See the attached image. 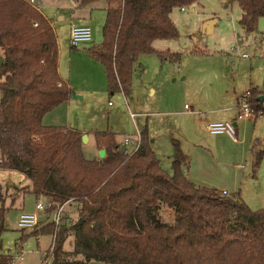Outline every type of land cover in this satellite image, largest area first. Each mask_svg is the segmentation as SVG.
<instances>
[{
  "label": "trees",
  "instance_id": "16d2710c",
  "mask_svg": "<svg viewBox=\"0 0 264 264\" xmlns=\"http://www.w3.org/2000/svg\"><path fill=\"white\" fill-rule=\"evenodd\" d=\"M103 1L102 38L88 54L103 66L109 92L127 96L140 55L180 61V53L157 51L153 42L176 39L173 9L197 0ZM237 2L244 29L256 30L264 0ZM0 56V167L24 173L36 199L81 202L57 229L51 264H264V209L252 210L238 192L191 181L179 140H172L168 173L146 129L131 155L112 134L95 133L105 154L91 160L83 154L81 133L43 124L44 114L65 102L71 89L58 75L57 37L50 22L24 0H0ZM253 154L255 171L264 145L261 150L254 146ZM0 202L1 233L7 210L1 195ZM163 206L173 212L172 222L155 217ZM54 229L53 222L40 221L26 234L21 230L22 239ZM69 232L74 238L70 253L63 249ZM0 264H11L10 258L1 256Z\"/></svg>",
  "mask_w": 264,
  "mask_h": 264
},
{
  "label": "rangeland",
  "instance_id": "374dc122",
  "mask_svg": "<svg viewBox=\"0 0 264 264\" xmlns=\"http://www.w3.org/2000/svg\"><path fill=\"white\" fill-rule=\"evenodd\" d=\"M38 2L44 5L41 9L42 15L49 20L55 21L56 36L61 51V68L66 74L68 52H70L71 44L68 36L69 22L67 20L64 21L62 17L66 16L67 12L70 13L71 5L67 0H39ZM98 3H105V1L101 0ZM240 10L237 0H226V3L224 0H197L195 3L185 6L183 11L180 8L173 9L171 17L178 30V37L170 40L159 39L154 42L153 47L156 50L158 49L157 51H162V49L166 51V47L170 45L174 53L178 52L181 54L180 63H167L163 70V75L159 76L157 75V66L155 67L150 59L156 62L160 61L161 58L154 53L142 54L140 56L142 58H139L134 66L132 92L126 96V99L119 92H107L106 96L101 94L96 99L95 104L86 101L83 106L87 116L93 111H99L102 123L106 125V122L109 121L110 125L112 124L115 128V132H117L115 133V138L120 141L125 136L134 134V123L139 129L146 119H150L151 116L145 112H163L153 115L151 119H158L164 123L163 128L154 131L158 135L164 169L171 173V163L168 159L169 154L173 151L171 139H178L184 143L187 139H190L197 145L195 149L194 145L190 147L194 154L192 162L198 168L205 166V182L224 186L226 185L224 182L233 181L232 178L225 176L227 175L225 171L233 173V164L239 165L240 169L236 172V179H238L239 184L244 183L245 203L252 210H257L264 209V159L260 161L259 166L253 171V158L250 153V147L253 138L257 137L263 141L262 146L264 145V125L260 129V124H258L256 131H254L250 120L245 123L240 122L238 136L236 139H232L226 136L227 134L225 136L211 135L207 130L205 131L203 127L199 126L196 121L197 117L179 113V111L183 110L184 104L191 105L192 90L199 88V86L202 89L215 91L217 88H230L233 86L234 81L241 83L249 78L264 82V17L260 19V24L258 25L259 33H248L249 31L242 30V24L238 17ZM229 15L233 24L230 23ZM213 17L219 18L220 21L215 30L209 32L208 28H204V24ZM87 23L92 30V39L88 43L91 46L101 41L103 25H93L92 21ZM166 43H169V45ZM232 47L235 49L231 50ZM256 50L260 51L259 55H256ZM243 53L247 54L246 58L242 57ZM199 67L223 68V71H221L219 79L210 78L209 76H197L198 72L196 70ZM142 76L145 79L144 83L140 82V77ZM183 76L184 78L182 79ZM149 85L154 86L156 89V94L153 97L148 95L147 87ZM186 89L190 92L184 96L183 91ZM168 92L173 96V100L169 101L167 99L163 103L161 95L167 97ZM108 102L112 104V110L118 109V112H114L111 116L107 113L110 107ZM122 105L125 106L124 109L121 108ZM206 106V108H201L200 110L207 113L211 112V109L216 110L221 107L220 104H208ZM128 110L136 115L134 120L129 116ZM71 113L73 119V116L79 114V108H72ZM203 116L204 114L201 115V117ZM260 119H264V115ZM79 120L84 124L89 123V121L83 120L81 116ZM91 128L95 129L96 126L87 127L90 140L88 141L87 138L83 143V153L86 157L99 158V150L96 152L93 145ZM191 132L198 134L195 136V140L190 138ZM202 139L207 143L205 145L209 146L207 149L203 148L206 147L202 145L203 143L200 144V142L196 141ZM211 143H214L217 148L219 164L216 161L214 164V161L210 160V156L215 152L214 148H210ZM207 158L208 162L206 161ZM206 165L208 166L206 167ZM9 183L13 185H9ZM26 185H29V180L24 174L16 170L0 168V190L4 191L5 188H8V195L6 194L7 192L3 195L0 191L2 201H4L6 196L4 202L8 208L1 232L2 251L8 249L10 253H13L15 250V242L21 233L16 224L17 214L20 211H35L37 200L31 193L15 196L18 192L14 187ZM208 187L211 186L209 185ZM256 199L257 202H254L253 200ZM40 200L43 202L47 199L40 197ZM19 209L21 210L19 211ZM70 211L69 206L66 207L67 215H70ZM50 212L39 214L40 219H43L41 222L51 220ZM46 217L47 219H45ZM155 217L164 223H169L173 221V212L163 206ZM52 239V234L41 235L37 240L34 236L28 237L23 244V250H25L23 260L15 264H42L41 253L50 246ZM73 240V235L69 232L63 245V249L68 253L72 250Z\"/></svg>",
  "mask_w": 264,
  "mask_h": 264
},
{
  "label": "crops",
  "instance_id": "0c3cea01",
  "mask_svg": "<svg viewBox=\"0 0 264 264\" xmlns=\"http://www.w3.org/2000/svg\"><path fill=\"white\" fill-rule=\"evenodd\" d=\"M37 1H39V0H37ZM67 1L71 5V11H70V13L67 12L66 16H63L62 19L64 21L67 20L69 22V29L72 25H88L89 26V24L87 22H90V21H92L93 25H95V24L96 25L97 24L103 25L104 20H105V16H106V6H107L106 2L105 3H98V1H96L93 3L87 4V5H80L77 0H67ZM99 1H101V0H99ZM224 2L226 3V0H224ZM180 10L183 11L184 7H183V9L180 8ZM241 16H242V10H240L239 16H238L240 19V22H241ZM261 18H263V17H260L258 19V24H257L256 30L248 32L244 29L243 26H242V28H243L242 30H245L248 33L258 34L259 33L258 32V25L260 24ZM229 19H230V23L233 24L232 18L230 15H229ZM48 21L50 22V25L52 26V28L55 32V35H56L55 21L49 20V19H48ZM219 21L220 20L217 17L210 18L209 21H207L204 24V28H208L209 32H212L215 30V27L218 25ZM225 21H223V22L226 23ZM240 32H239V35H240ZM68 36H69V33H68ZM156 41L157 40H155L154 42H156ZM154 42H153V44H154ZM88 43L89 42L82 43V44L78 45L77 47H72V46L70 47V52H68V69H67V72L65 74L61 68V51H60V46H59L58 38H57L58 75H59L60 79L62 81H64L65 83H67V85L70 87L71 93L65 102L59 104L58 106H56L55 108H53L52 110H50L46 114H44L42 121H43V124H45V125L63 126L67 129H71L73 131L79 132V133H81V135L86 134L88 141L90 140V135H89V132L87 131V127H95L96 126L95 129L91 128L90 132L92 133L93 145H94L96 152H97L98 150H100V148H98V146L96 145L95 136H94L95 133H110L115 138V133H117V132H115V130H114L115 128L112 126V124L110 125L109 121L106 122L107 123L106 125H104L102 123V119H101V115L99 114V111L98 112L93 111V113H89V115H88L89 117H88L86 111L84 110L83 104L86 103V101L88 103L95 104L96 99L99 96H101V94H102V96L103 95L106 96L107 92H109V90L107 88V80H106L104 68L98 61L94 60L93 58H91L89 56V54H88L89 44ZM166 44L169 45V43H166ZM86 45H88V46H86ZM166 48H167L166 51H169V50H172L169 52L174 51L170 45L167 46ZM162 51H163V49H162ZM195 52H199V51H195ZM259 54H260V51L258 50L256 52V55H259ZM145 55H147V54H145ZM145 55H143V56H145ZM140 56H142V55H140ZM140 56L138 57L137 60H139V58H142ZM137 60L134 63V66L137 63ZM150 60L155 67L157 66L156 67L158 70L157 75H159V76L163 75V70H164L167 63H173V62H170L169 60H167L165 58L161 59L160 61H156V62L153 59H150ZM180 61H181V59H180ZM180 61L178 63H180ZM134 66H133V71H134ZM196 71L198 72V74H196L197 76L198 75L199 76H209L210 78L213 77V78L219 79L220 73H221V71H223V68L219 69V68H202V67H199V68H197ZM183 78H184V76L182 77V79ZM140 82H142V83L145 82V79L143 76L140 77ZM132 86H133V73H132L131 92H132ZM263 86H264V82L262 83L260 80H258V79L256 80L254 78L253 79L249 78L248 80L242 81L241 83H237L234 81L233 86H231L230 88H227V87L223 88V89L217 88V90H215V91L202 89L199 86V88L192 90L193 93H192V97H191V105L184 104L183 110L179 111V113L183 114V115H191V116L197 117L198 119L196 121L198 122L199 126L203 127V129L205 131L206 130L208 131L207 125H208V123H210L212 121H230V122L235 124V128H236L235 139H236V137L238 136L239 123L240 122L245 123L246 121L250 120V122H252V124H253L254 131H256V127H258V124H260V129L263 127L264 119H260L263 115L257 116L254 118L239 117L238 116V110L236 108L237 98L244 90H246L248 88H252L254 92L264 93V88H262ZM147 91H148V95H150L151 97H153L156 94V89L152 85H149L147 87ZM189 92L190 91H188L187 89L184 90L183 91L184 96ZM109 93H113V92H109ZM119 93L121 94V96L124 99H126V96L122 91H120ZM161 99H162L163 103H165V100H167V99L169 101L170 100L172 101L173 96L168 92V96L164 97L161 95ZM208 104H220L221 107L217 108L216 110L211 109L212 111L207 112V113L200 110L201 108H206L207 107L206 105H208ZM126 105H127V102H126ZM108 106H110L109 108L107 107L108 108L107 113L109 114V116H111L114 112H118V109H113V110L111 109L112 104H110V102H108ZM77 107L79 108V114L73 116V119H72L71 109L77 108ZM121 108L124 109L125 106L122 105ZM145 113H147L149 116L153 117V115H158V114L163 113V112L159 111V112H145ZM128 114L132 118V120H134L136 115L133 112H131L130 110H128ZM202 114H204L203 117H201ZM80 116L83 120H85L87 122L89 121V123L84 124L81 120H79ZM151 117H150V119H146V121L143 124H141V127H139V129L135 125L134 121H133V123L135 126V131L138 130L141 133L142 130H144V129L147 130L149 142L151 144V148L154 151V153L156 154V156L158 157L161 167L164 169L163 160H162L163 156L161 155L162 152L160 150V143L158 142V135L156 132H154V131H157L158 129L163 128L164 123L158 119L152 120ZM143 125H144V127H142ZM160 132H161V130H160ZM190 134H192L190 138H193V140H195V136L198 135L197 133H194V132H191ZM209 134H211V133L209 132ZM211 135L225 136L226 134L222 133V134H211ZM226 136H228V135H226ZM258 138L259 137L253 138V141L251 142L252 145L250 147V153H251L253 159H254L253 147L255 146L256 150H258V149L261 150L263 148V146H262L263 141L259 140ZM172 140H173V138L171 139V143H172ZM115 141H116V144L118 145V147L124 152V147L122 145L123 140L120 141V140L115 138ZM196 141L200 142V144L203 143L202 145L206 146V147H203L205 149H207L209 147L208 145H205L207 143L203 139L202 140H196ZM179 143H180V147H181L182 151L184 152V154L188 158V166L186 168H184V173L191 181H193L196 184L208 185V186L210 185L212 188H215V189L217 188L218 191H222L225 193L238 192L239 195L241 196V198L244 200V188H243L244 183L239 184L238 179H236V172H237V170L240 169L239 165L233 164V167H234L233 173H228L227 171H225L227 174L225 176H227L228 178H232L233 181L224 182V184H226L224 186L218 185V184H208L204 180V178L206 177L205 170H204L205 166H203L202 168H198V166L195 165V163L193 164V162H192V156L194 154H193L190 147L192 145H194L195 146L194 149H195L197 147V145L194 144L193 141L190 139H187V141L185 143L180 142V141H179ZM211 147L215 149V152L210 156V160L212 162L214 161V164L216 162H217V164H219V160L217 159V155L219 156V154L217 153V150H216L217 148H216L214 143L210 144V148ZM172 149H173V145H172ZM82 151H83V146H82ZM86 158L91 159V160H96V159H99L100 157L99 158H93V156H91V157H86ZM168 159L171 163V173H172L173 151H171V153L169 154ZM206 161L207 162L209 161L208 158L206 159ZM166 166L168 167V165H166ZM207 166L208 165H206V167ZM0 168L1 169H8V168H2V167H0ZM8 170H15V169H8ZM16 171H18V170H16ZM165 171L168 172V170H165ZM18 172H20V171H18ZM20 173H22V172H20ZM22 174H24V173H22ZM28 180H29V185L20 186V187L15 186L14 187L18 192L15 194V196H18V195H21L24 193H30L29 189L31 187V181L29 178H28ZM9 185H13V184L9 183ZM0 191L2 192L3 195H5V192H7L6 194L8 195V188H5L4 191H2V190H0ZM41 198H43V197H41ZM5 200H6V196H5L4 201ZM253 201L257 202V199L253 200ZM0 204H1V202H0ZM4 205H5V202H4ZM20 210L21 209H19V211ZM6 212H7V210H6ZM6 212H5V214H6ZM47 217L45 219H47ZM16 218H17V216H16ZM41 220H43V219H40V221ZM4 221H5V218H4ZM46 221H48V220H46ZM3 225H4V223H3ZM32 229L33 228H31V229H20V231L24 230V233L26 234L27 232H30ZM28 230H30V231H28ZM53 233H54V230L50 234H52V236H53ZM56 234H57V230H56ZM22 235H23V231H21L17 241L15 242L14 252L15 251L16 252L10 253V251L8 249L5 251H2L3 248H2V239H1V233H0V257L4 256L7 258H10L11 255L16 254L20 250L25 251V250H23V244L25 243V241L30 236H28L26 238L24 237L22 239ZM41 235H44V234H40V235H37L34 237H36V240H37L38 237ZM53 243H55V242L52 239L50 246L46 250H43L42 253L47 252L49 250V248L53 245ZM53 249H54V245H53ZM52 254H53V250H52L51 256L49 258V264H51V262H52ZM40 258L42 260L41 256H40Z\"/></svg>",
  "mask_w": 264,
  "mask_h": 264
},
{
  "label": "built area",
  "instance_id": "2783aa9c",
  "mask_svg": "<svg viewBox=\"0 0 264 264\" xmlns=\"http://www.w3.org/2000/svg\"><path fill=\"white\" fill-rule=\"evenodd\" d=\"M31 7L41 13V9L44 5H41L37 0H24ZM183 9V7H181ZM37 26V23H34ZM92 39V30L88 25H72L69 29V40L72 47H77L82 43L90 42ZM235 48L232 47L231 50ZM243 57H247V54L243 53ZM237 110L238 116L243 118H254L257 116L264 115V93L254 92L252 88L246 89L237 98ZM207 129L211 134H227L232 139H235L236 128L235 124L230 121H214L207 125ZM141 143V133L136 130L134 134L125 136L122 141L124 147V153L131 155L138 150ZM3 158L0 156V163H2ZM225 193V192H223ZM42 197V196H41ZM81 202L74 199V197H69L63 203H55L49 201H41L38 198L35 204L34 212H23L20 211L17 214L16 224L19 229H31L39 223V214L45 213L46 210L51 207V221L55 225L53 240L55 242L56 230L62 223L64 216L66 214V207L69 206L70 212H77L80 208ZM54 245V243H53ZM53 245L49 248L47 252L41 254L42 264H49V258L51 256ZM25 251H18L16 254L11 255L10 260L12 264L19 262L23 259Z\"/></svg>",
  "mask_w": 264,
  "mask_h": 264
},
{
  "label": "water",
  "instance_id": "95a60500",
  "mask_svg": "<svg viewBox=\"0 0 264 264\" xmlns=\"http://www.w3.org/2000/svg\"><path fill=\"white\" fill-rule=\"evenodd\" d=\"M2 61H3V59L0 56V64L2 63ZM86 140H87V135L86 134H82L81 135V141H82V143H84ZM104 154H105V149L104 148L100 149L99 150V157L102 158L104 156Z\"/></svg>",
  "mask_w": 264,
  "mask_h": 264
},
{
  "label": "bare ground",
  "instance_id": "6f19581e",
  "mask_svg": "<svg viewBox=\"0 0 264 264\" xmlns=\"http://www.w3.org/2000/svg\"><path fill=\"white\" fill-rule=\"evenodd\" d=\"M39 198H40V197H39ZM37 200H38V199H37ZM45 201H48V200H45ZM45 213H47V212H45ZM50 213H51V212H50ZM50 215H51V214H50ZM51 222H52V221H51ZM37 225H38V224H37ZM37 225H36V226H37ZM36 226H35V227H36ZM59 226H60V225H59ZM33 228H34V227H33Z\"/></svg>",
  "mask_w": 264,
  "mask_h": 264
}]
</instances>
